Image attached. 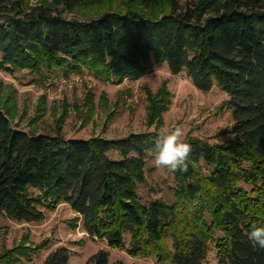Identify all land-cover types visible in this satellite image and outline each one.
I'll use <instances>...</instances> for the list:
<instances>
[{
	"label": "trees",
	"instance_id": "1",
	"mask_svg": "<svg viewBox=\"0 0 264 264\" xmlns=\"http://www.w3.org/2000/svg\"><path fill=\"white\" fill-rule=\"evenodd\" d=\"M0 0V69L65 74L90 70L123 81L168 64L201 90L229 98L233 137L184 141L192 152L176 177V200H142L148 155L159 130L109 138L31 132L0 105V214L42 221L65 203L85 231L109 246L159 262L264 264V248L245 235L264 226V0ZM106 5L102 12L90 11ZM171 93L151 96L149 118L161 122ZM118 152L117 158L111 152ZM207 167V172L204 171ZM130 241L127 244V235ZM48 244L25 243L0 254L16 264ZM60 246L45 264H71ZM85 264L111 263L100 249Z\"/></svg>",
	"mask_w": 264,
	"mask_h": 264
},
{
	"label": "rangeland",
	"instance_id": "2",
	"mask_svg": "<svg viewBox=\"0 0 264 264\" xmlns=\"http://www.w3.org/2000/svg\"><path fill=\"white\" fill-rule=\"evenodd\" d=\"M40 1L31 0L32 3ZM113 1L117 7L119 0ZM105 9L106 5H101L90 11ZM165 86L171 93L167 109L161 114V122H151L149 99ZM228 98L220 86L201 90L187 72L174 74L168 64L157 65L152 72L139 78L126 77L115 82L104 80L88 69L67 75L58 68L54 72L45 71L42 76L29 70L0 69V105L10 106L14 123L37 133H56L62 128L67 138L95 135L118 138L159 130L167 122L183 128L184 140L194 136L215 144L234 136L232 110L225 105ZM117 153L111 152V155L117 158ZM147 159V181L139 186L142 200L162 198L174 202L175 174L156 167L150 156ZM204 171L207 172V167ZM77 216L65 203L47 211L42 221H20L0 214V254L23 243L28 246L48 244L16 264H45L49 253L60 246H67L72 251L71 264H85L100 249L110 252L111 263L123 260L127 264H174L111 247L106 240L91 237ZM129 241L130 234L127 244ZM206 264H217L214 251L209 254Z\"/></svg>",
	"mask_w": 264,
	"mask_h": 264
},
{
	"label": "clouds",
	"instance_id": "3",
	"mask_svg": "<svg viewBox=\"0 0 264 264\" xmlns=\"http://www.w3.org/2000/svg\"><path fill=\"white\" fill-rule=\"evenodd\" d=\"M184 130L177 123H165L160 127L154 148L147 153L156 167L168 171H186L187 161L192 152L191 144L183 139ZM254 247L264 248V226L253 224L251 229L245 233Z\"/></svg>",
	"mask_w": 264,
	"mask_h": 264
}]
</instances>
